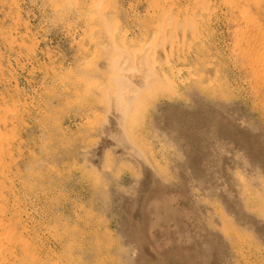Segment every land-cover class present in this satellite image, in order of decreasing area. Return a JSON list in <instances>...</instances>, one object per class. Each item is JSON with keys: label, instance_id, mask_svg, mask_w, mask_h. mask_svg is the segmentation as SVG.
<instances>
[{"label": "rangeland", "instance_id": "374dc122", "mask_svg": "<svg viewBox=\"0 0 264 264\" xmlns=\"http://www.w3.org/2000/svg\"><path fill=\"white\" fill-rule=\"evenodd\" d=\"M165 1L0 0V264H264V0ZM126 41L171 83L135 151L103 128Z\"/></svg>", "mask_w": 264, "mask_h": 264}, {"label": "bare ground", "instance_id": "6f19581e", "mask_svg": "<svg viewBox=\"0 0 264 264\" xmlns=\"http://www.w3.org/2000/svg\"><path fill=\"white\" fill-rule=\"evenodd\" d=\"M63 1V0H62ZM165 1V0H164ZM86 2V1H85ZM166 2V1H165ZM59 3V2H58ZM58 3L56 5H58ZM70 3V2H69ZM97 3V2H96ZM100 3V2H99ZM109 3V2H108ZM93 5V4H92ZM102 5V4H101ZM74 6V5H73ZM100 6V5H99ZM105 6V5H104ZM108 6V5H107ZM58 7V6H56ZM59 7H61V5H59ZM101 7V6H100ZM75 8V7H74ZM81 8V7H80ZM96 8V7H95ZM98 8V6H97ZM105 8V7H104ZM58 9V8H57ZM60 9V8H59ZM164 9V8H163ZM56 10V9H55ZM64 10V9H63ZM94 10V9H93ZM97 10V9H95ZM99 10V9H98ZM101 10V8H100ZM156 10V9H155ZM105 11V10H104ZM90 15V14H88ZM102 17V16H101ZM96 19V18H95ZM98 20V19H97ZM159 20V19H158ZM163 20V19H162ZM89 21V20H88ZM94 21V20H93ZM105 20L100 18L99 22L103 23ZM95 22V21H94ZM156 22V21H153ZM97 23V22H95ZM175 23V22H174ZM147 24V23H146ZM154 24V23H153ZM116 25V24H115ZM152 25V24H151ZM157 25V24H156ZM164 25V24H163ZM187 25V24H185ZM192 25V24H191ZM159 26V25H158ZM90 27V26H89ZM118 27V25H117ZM150 27V26H149ZM155 27V26H154ZM153 27V28H154ZM181 27V26H180ZM119 28V27H118ZM157 28V26H156ZM164 29V27L161 26V29ZM183 28V27H182ZM177 29V28H176ZM175 29V30H176ZM187 29V28H186ZM192 29V28H191ZM95 30V29H94ZM99 30V29H97ZM151 30V29H150ZM193 30V29H192ZM96 32V31H95ZM98 32V31H97ZM118 32V30H117ZM173 32V31H172ZM176 33V32H175ZM111 34V33H110ZM196 34V33H195ZM114 36V35H113ZM99 38V37H98ZM198 38V37H197ZM92 39V38H91ZM145 39V38H144ZM125 39H123L122 41H124ZM198 40V39H197ZM184 41V40H183ZM118 42V41H117ZM151 42V41H150ZM122 43V42H121ZM125 43V42H124ZM127 44V41H126ZM133 44V43H132ZM140 44V43H139ZM130 44H127L126 46L120 43H114L111 46V50L115 53L114 57L109 61V70H110V76L108 78V80L106 82H109V85H107L105 88H103V92L104 95L106 96V107H107V112L108 115L105 119V121L103 122V128L104 130H107L108 132L113 130L112 133H114V137L120 139V142H122L123 138L125 137V141H128V136H127V119L129 116V113L131 112L132 108L134 106H136L135 102L138 101L137 99L141 97V95L143 94V92L147 91L149 88H157V86L159 85V81H158V77L155 74L156 77H154V73H152V71L150 70V64L148 66V58H150V54L146 53L144 54L143 50H140L137 52V54L132 53V51L126 47H128ZM142 45V44H141ZM153 45V44H152ZM159 47V46H158ZM153 49V48H152ZM102 51V50H101ZM152 52V50H151ZM165 53V52H164ZM171 53V52H170ZM153 54V52H152ZM171 55V54H170ZM160 60V59H159ZM254 62H258V58L256 61ZM260 62L262 63L261 65V73L259 74L261 76V78L264 76V52H262L259 56V64ZM153 63V62H152ZM151 63V64H152ZM92 65V64H91ZM90 66V65H87ZM154 66V64H153ZM152 66V69H153ZM160 66V65H159ZM93 69V68H92ZM168 74V72H167ZM101 76H103L102 74H100ZM104 77V76H103ZM155 78H158L155 80ZM166 78V77H165ZM155 80V81H154ZM168 79H165V81H163V79L160 81L162 84H168L170 83V81H167ZM168 83H167V82ZM79 82V80H78ZM93 83V82H92ZM95 83V82H94ZM79 84V83H78ZM96 84V83H95ZM164 84V86H165ZM171 84V83H170ZM169 84V85H170ZM77 85V84H75ZM102 85V84H101ZM69 86V85H68ZM73 86V85H72ZM87 86V85H86ZM91 86V85H89ZM156 86V87H155ZM163 86V85H162ZM155 87V88H154ZM167 87V86H166ZM169 87V86H168ZM97 88V87H96ZM160 88V85H159ZM163 88V87H162ZM200 88V87H199ZM94 89V88H93ZM167 89V88H164ZM172 89V88H171ZM95 90V89H94ZM161 90V89H159ZM169 90V88H168ZM201 91V90H200ZM205 91V90H204ZM159 92V91H158ZM86 93V92H84ZM98 93V92H97ZM101 92H99L100 95ZM155 94V93H154ZM152 95V94H151ZM154 96V95H153ZM155 97V96H154ZM93 98V97H92ZM105 99V98H103ZM101 104H104L103 101ZM139 105V104H138ZM105 107V106H103ZM102 110V109H101ZM106 110V109H105ZM132 119V118H130ZM143 120V119H142ZM141 120V122H142ZM87 122V121H86ZM90 122V121H89ZM88 122V123H89ZM130 122V120H129ZM138 123V122H137ZM129 124V123H128ZM143 124V123H142ZM92 125V124H91ZM94 125V124H93ZM137 125V124H136ZM133 126V125H132ZM143 126V125H142ZM139 127V126H138ZM132 129V128H131ZM103 130V131H104ZM138 130V129H137ZM110 132V133H111ZM134 132V131H133ZM135 133V132H134ZM91 134V133H90ZM106 134V133H103ZM110 134L107 135V138ZM134 137V136H133ZM106 138V137H105ZM106 138V139H107ZM127 138V139H126ZM135 138V137H134ZM133 138V139H134ZM105 139V140H106ZM113 139V138H112ZM122 139V140H121ZM104 141V139H102ZM102 141V142H103ZM107 141L109 142V140L107 139ZM116 141V140H114ZM113 141V142H114ZM119 141V140H118ZM116 141V142H118ZM124 141V142H125ZM106 142V141H105ZM105 142H103L102 144H104ZM119 142V143H120ZM129 142V141H128ZM115 143V142H114ZM133 143V142H132ZM123 144V142H122ZM126 144V143H125ZM125 144H123L124 146H126ZM108 145V144H107ZM106 145V146H107ZM116 145V143L114 144ZM129 145V146H128ZM127 147H130L132 150H134L132 148L131 145L128 143ZM106 148V147H104ZM102 147V149H104ZM136 148V147H135ZM97 149V148H96ZM129 149V148H128ZM130 150V149H129ZM136 150V149H135ZM134 150V151H135ZM100 151V150H99ZM103 152H105L104 150H102ZM93 153V152H92ZM94 155L97 154L98 157V153H93ZM101 156V155H100ZM106 156V155H104ZM96 157V158H97ZM103 158V157H102ZM100 160V159H99ZM98 160V161H99ZM113 160V159H112ZM95 161V160H94ZM107 161V160H106ZM111 161V160H110ZM93 162V161H91ZM110 164V162H108ZM104 164V163H103ZM145 167V166H144ZM144 181L142 183L143 187H142V193L141 196H144V192L148 189V184H150V178L151 175L148 172V170L146 168H144ZM257 184V183H256ZM254 190V189H253ZM99 196V195H98ZM142 199V197L139 199V201ZM137 205L140 206V203L138 202ZM154 204H152L153 206ZM151 206V208H152ZM141 210L143 211V213H147L146 209L141 208ZM167 216L169 219L172 220H176L180 225V228H182V215L180 214V212L178 210H174L171 208H167ZM145 223L147 225H150L152 222L146 217L145 215ZM135 221H137V217H135ZM6 237V236H5ZM3 240H6V238L2 237ZM2 239L0 238V243H2Z\"/></svg>", "mask_w": 264, "mask_h": 264}]
</instances>
